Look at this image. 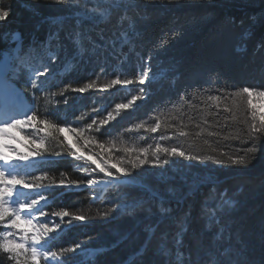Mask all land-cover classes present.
Wrapping results in <instances>:
<instances>
[{
  "label": "trees",
  "instance_id": "1",
  "mask_svg": "<svg viewBox=\"0 0 264 264\" xmlns=\"http://www.w3.org/2000/svg\"><path fill=\"white\" fill-rule=\"evenodd\" d=\"M2 2L10 6L11 16L7 23L0 25V61L5 52L16 47L11 41L12 33L16 32L23 38L22 53L40 49L50 41L49 49L64 61V67L53 76L51 83L60 85L52 91L67 89V105L64 106L62 100L58 105V98L46 93L37 104L41 114L59 107L57 116L83 126L91 116L81 122L77 120L81 114L91 113L93 108L99 112L113 110L116 103L130 99L136 86H118L103 93L99 87L73 93L70 87H82L92 80L101 85L115 75L129 76L131 60L126 64L111 56L105 60L99 52L93 53L90 43L101 34L115 39L119 32L127 31L134 34L137 52H155L152 72L156 79L148 85L150 97L133 108L122 110L116 121H110L101 142L136 148L155 143L178 145L197 157L214 156L225 161V165L196 162L189 168L188 162L173 158L170 166L142 168L131 171L128 176H119L116 179L119 182L106 188L98 187L90 196L50 190L49 204L67 207L87 217L86 221L63 227L56 234L57 246L79 242L83 244L82 250L92 251L87 259L77 252L70 264H181L177 259L178 251L185 257H203L200 248L210 246L219 231L215 224L207 227V218L201 214V205L213 184L220 191L227 189L225 199L232 202L217 213L225 228L224 237L231 233L230 240L219 243L223 247L231 245L243 249L248 264H264V152L247 169L227 166L226 155H221L235 154L242 147L239 141L225 139L242 126L229 122L225 127L220 116L211 115L204 123V114L200 111L203 104L199 109L185 105L180 112H175L172 103H168L165 111L176 115L178 123L187 125L189 138L177 136L171 141H160L142 132H126L136 122L148 119L153 108L163 106L165 101H175L176 107H180L178 93L186 85L207 83L213 74H219V82H227L230 90L241 86L264 88V0H121L109 4L91 0ZM103 11L106 12L103 17L81 15ZM54 33L62 48L56 47ZM166 33L177 35L167 47H161V40L169 39ZM79 36H82L81 43H77ZM102 67L106 69L103 73ZM177 75L179 79L173 86V77ZM19 87L24 89L20 83ZM209 111L217 110L210 108ZM198 123L200 128L196 127ZM210 132L214 135H209ZM25 164L30 178L45 171L57 178L60 171L71 179L86 175L80 162L72 158L58 161L46 156L30 159ZM181 175H186L189 183L193 179L204 183L195 196L178 204L180 196L189 191L180 180ZM169 187L179 188L181 192L172 195L167 191ZM215 205V200L209 202L210 207ZM162 207L170 208L171 212L162 214ZM189 208L191 217L186 220L184 214ZM105 211L109 213L107 217L97 215ZM184 227L188 229L186 232H182ZM178 234H182V245L176 244ZM5 261L9 262L0 254V264Z\"/></svg>",
  "mask_w": 264,
  "mask_h": 264
},
{
  "label": "snow or ice",
  "instance_id": "2",
  "mask_svg": "<svg viewBox=\"0 0 264 264\" xmlns=\"http://www.w3.org/2000/svg\"><path fill=\"white\" fill-rule=\"evenodd\" d=\"M54 2L67 3L68 0H54ZM150 2H158V0H150ZM10 16V6L0 0V25L7 23ZM16 35L12 33L13 38ZM176 35V33H166L169 39L161 40V47H167ZM53 38L57 40L56 47L62 48L55 33ZM90 43L93 53L99 52L105 60L108 56L119 58L121 64L131 60V74L127 77L115 75L101 85L95 80L84 83L82 87L70 85L71 92L85 93L89 89L99 87L100 92L103 93L118 86H136V90L126 102L116 103L113 110L105 109L99 112L98 109L93 108L91 113L81 114L77 117L81 122L86 120V116H91L83 126L57 116L59 107L50 109L44 114H41L37 107L41 93L57 97L58 105L61 100L64 106L67 105V89L52 91L53 88H60V85L50 83L48 79L54 70V62L60 59L58 53L47 51L42 54L40 50L32 49L23 54L17 52L13 57V76L19 77L25 87L31 91L32 100L28 102L31 106L23 111L7 109L4 111L3 119L0 121V162L3 165H11L14 160L27 162L33 158L44 159L46 156L58 161L72 158L80 162L86 175L71 179L65 172L60 171L57 178L56 175H50L45 171L40 175L26 178L24 175L9 171L6 167H0V226L3 227V231H0V253L4 254L10 264H42V261L43 264H70L83 247L79 242L70 246H57L54 243L56 234L62 231L63 227L84 222L87 217L67 207L49 204L50 190H63L64 194L82 192L85 196H90L98 187H107L109 181L116 180L119 176H128L131 171L142 168L159 169L170 166V160L173 158L188 162L189 168L196 162L201 165L208 162L225 165L224 160L214 156L197 157L178 145L164 146L163 143H155L154 146L136 148L115 142L107 144L101 142L110 121H116L121 116L122 110L133 108L138 102L150 97L151 91L148 85L156 79L152 72L155 52L147 54L137 52L134 34L127 31L119 32L115 39L101 34L97 40ZM50 46L51 42L46 41L45 47L50 48ZM105 71L106 69L102 67L101 72ZM163 75L164 73H161V76ZM178 79V75L173 77V86ZM219 81V74H213L205 84L186 85L178 93L180 107H176L175 101H165L163 106L153 108L148 119L136 122L133 128L126 129V132H142L160 141H171L177 136L189 138L190 133L185 130L187 125L178 123L176 115L165 111L167 104L172 103L175 112H180L185 105L189 109H199L200 104H203L204 107L200 111L204 114V123H207V116L211 115L220 116L225 127L229 122L242 126L225 137L239 141L242 145L235 154L221 153L222 156L227 157V166L244 169L251 167L261 152H264V103H262L264 88L241 86L230 90L227 82ZM24 100L25 97L20 95L21 103ZM210 108L217 111L211 112ZM196 127L200 128V124H196ZM26 130H31L37 135H23ZM66 133L70 134L71 143L68 142L69 135ZM209 135L214 133L210 132ZM49 145H55V148L50 149ZM120 153L123 155H118ZM173 178L167 177V179ZM180 180L189 187V191L180 196L178 204H182L188 197L195 196L200 190V185L204 183L196 179L189 183L186 175H181ZM22 190L33 194L25 200H19L16 198L17 193ZM167 191L177 195L181 189L169 187ZM226 195L227 189L220 191L215 184L209 189V195L205 196L201 205V214L207 218V227L210 228L215 224L219 226V231L210 246L200 248L203 257L195 259L192 255L185 257L178 251L177 259L181 264L185 260L187 264H248L243 249H236L231 245L223 247L219 243L231 239L230 232L224 237L225 228L221 224L220 216L217 215L223 210L224 205L232 203L225 199ZM213 200L216 201V205L210 207L209 202ZM167 212H171V209L161 208L162 214ZM97 215L107 217L109 213L98 212ZM184 215L186 220L190 218L191 208ZM187 230V227H184L182 232ZM182 243V234H178L176 244L182 245Z\"/></svg>",
  "mask_w": 264,
  "mask_h": 264
},
{
  "label": "rangeland",
  "instance_id": "3",
  "mask_svg": "<svg viewBox=\"0 0 264 264\" xmlns=\"http://www.w3.org/2000/svg\"><path fill=\"white\" fill-rule=\"evenodd\" d=\"M91 1L94 2V3H99V4H109V3L118 2V1H121V0H91ZM105 14H106V12L103 11L100 14H95L93 12L92 13H85L84 12L81 15L82 16H87V17L88 16H94V15H97V16L100 15V16L103 17V16H105ZM16 34L17 35H16L15 38H13V36H11V41L18 43L15 51L12 54L9 53V54L5 55L2 60H5V66H6L5 72L9 73L10 77L14 81H16V83L22 84L24 89L26 90V92H25L24 89H22V90L24 91V93H26L27 96L30 95L28 97H30V99H32L31 91L25 87V85L21 82V79L19 77H14L13 73H12V68L14 66L13 57L16 55V53L18 51H20V53H21V48H22V43H23L22 36L18 32H16ZM81 41H82V36H79L78 39H77V43H81ZM38 50H40L42 54H45L47 51H51L49 48H46L45 46H40V49H38ZM52 52H54V51H52ZM25 53H27V52H25ZM63 67H64V61L63 60L59 59L58 62H54V64H53V69L54 70L50 74V76L48 77L50 83L53 82V76L56 73L61 72ZM70 69H71V67H70ZM5 72H4V74H5ZM0 81H1V79H0ZM0 84L3 85V88L17 101V103L19 105H22V107L24 109H26V108L31 106L28 103L29 101H27L26 99L24 100L23 103H21L20 95H23L25 97V94L19 88L16 89V86L14 85V83L9 82V83H5V85L2 84V83H0ZM7 87L9 89H7ZM45 94L46 93H41L42 96L45 95ZM26 101H27V103H26ZM262 103H264V102H262ZM23 135L36 136L37 134L32 132L31 130H26L25 133H23ZM66 135H69V141L68 142L71 143L72 139H71L70 134L66 133ZM13 146H15V145H13ZM26 166L27 165L25 164V162H20V161H15V160L13 161V163L11 165H3L2 162H0V167H6L11 172H14V173L19 174V175H24L26 178H30V176L28 175V172H26ZM116 182H119V181L118 180H112L111 182L109 181L108 186L110 184H113V183H116ZM100 187L101 188H106V187H103V186H100ZM32 194L33 193H30V192L22 190L21 192L17 193V197L16 198H18L19 200H25V199L29 198ZM0 231H3V227L2 226H0ZM45 247H47V245H45ZM78 252H81L83 257L86 258V259L90 258L91 253H92L91 250H82V249H80ZM0 254H2V253H0ZM3 256H4V254H3ZM4 259L7 260L5 256H4ZM5 264H10V262H6L5 261ZM42 264H43V261H42Z\"/></svg>",
  "mask_w": 264,
  "mask_h": 264
},
{
  "label": "bare ground",
  "instance_id": "4",
  "mask_svg": "<svg viewBox=\"0 0 264 264\" xmlns=\"http://www.w3.org/2000/svg\"><path fill=\"white\" fill-rule=\"evenodd\" d=\"M5 68H6L5 60H1L0 61V79H2V76L4 75ZM7 89L9 88L7 87ZM0 97L2 98V104H3V109H4L0 112V121H2L3 113L6 109L9 111L11 110L23 111L24 110L22 105H19L17 101L3 88V85L1 84H0ZM14 105H18L19 108L17 107L16 109Z\"/></svg>",
  "mask_w": 264,
  "mask_h": 264
}]
</instances>
